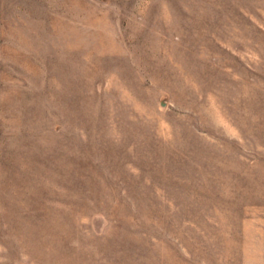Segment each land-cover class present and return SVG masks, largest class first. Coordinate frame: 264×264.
I'll return each instance as SVG.
<instances>
[{
    "label": "rangeland",
    "instance_id": "374dc122",
    "mask_svg": "<svg viewBox=\"0 0 264 264\" xmlns=\"http://www.w3.org/2000/svg\"><path fill=\"white\" fill-rule=\"evenodd\" d=\"M0 264H264V0H0Z\"/></svg>",
    "mask_w": 264,
    "mask_h": 264
}]
</instances>
